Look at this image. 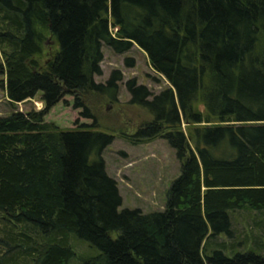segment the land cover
<instances>
[{"label":"trees","instance_id":"16d2710c","mask_svg":"<svg viewBox=\"0 0 264 264\" xmlns=\"http://www.w3.org/2000/svg\"><path fill=\"white\" fill-rule=\"evenodd\" d=\"M133 45L169 86L125 82L150 118L123 137L162 138L180 163L146 213L120 209L113 135L81 98L118 101L121 72L95 77L104 46ZM0 76L9 104L43 103L0 115V264H264V0H0ZM67 94L91 123L44 120ZM242 209L250 237L232 222ZM70 234L97 253L77 255Z\"/></svg>","mask_w":264,"mask_h":264},{"label":"rangeland","instance_id":"374dc122","mask_svg":"<svg viewBox=\"0 0 264 264\" xmlns=\"http://www.w3.org/2000/svg\"><path fill=\"white\" fill-rule=\"evenodd\" d=\"M126 58L132 60L127 64ZM102 73L95 77L97 82H105L113 70H119L122 81L119 83L118 101L111 103L104 97L89 94L81 97L92 113L97 117L100 130L113 135L110 145L103 151L107 173L113 177L122 197V208H140L143 212L162 210L166 202V193L171 182L180 173V163L175 151L162 138L141 144H131L123 136L133 134L137 127L150 116L143 109L130 104V95L125 87L128 79H135L138 84H144L154 93L168 87L164 77L155 73L148 62L146 54L136 45L128 52L117 54L108 47L103 48V59L100 63ZM4 76H0V115L11 111L28 112L43 107L40 94L34 98L9 104L6 100ZM74 96L67 94L55 104L45 115L44 120L60 128H75L80 123H91L92 120L80 115V108H74ZM77 122V123H76ZM189 137L188 129L183 126ZM257 215L242 209L232 215L236 235L243 236L251 232L256 234L254 225ZM234 219V220H233ZM250 233V234H249ZM225 239V238H224ZM70 243L77 255L92 256L97 253L94 247L70 234ZM70 264H81L73 259Z\"/></svg>","mask_w":264,"mask_h":264}]
</instances>
